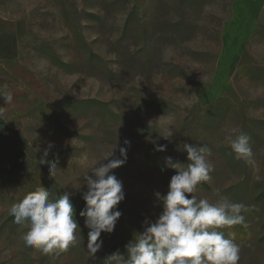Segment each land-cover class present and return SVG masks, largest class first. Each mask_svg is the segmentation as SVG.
<instances>
[{"label": "rangeland", "instance_id": "obj_1", "mask_svg": "<svg viewBox=\"0 0 264 264\" xmlns=\"http://www.w3.org/2000/svg\"><path fill=\"white\" fill-rule=\"evenodd\" d=\"M6 91L0 264H106L126 254L162 214L156 193L177 174L165 158L187 164L184 143L211 149L214 166L188 198L244 204V224L221 230L235 233L237 264H264V0H0V97ZM240 133L251 162L230 147ZM116 146L117 157L127 147L112 173L123 183L122 215L93 258L79 215L85 177ZM42 159L57 162L54 175ZM40 185L52 199L71 193L81 233L66 249L27 246V228L10 214Z\"/></svg>", "mask_w": 264, "mask_h": 264}, {"label": "clouds", "instance_id": "obj_2", "mask_svg": "<svg viewBox=\"0 0 264 264\" xmlns=\"http://www.w3.org/2000/svg\"><path fill=\"white\" fill-rule=\"evenodd\" d=\"M0 99L9 104L13 94L6 91ZM167 135L173 137L174 133L169 130ZM228 140L237 159L251 162L248 135L240 133ZM124 144L130 142L125 140ZM117 147L91 169L92 175L85 177L86 207L79 215L90 230L87 251L93 258L102 249L101 234L113 233L122 215L117 206L125 199L123 183L112 173L126 162L127 147H119V157L115 156ZM154 147L158 152L167 150L166 145L155 142ZM182 150L187 153V164L165 158V167L177 174L172 176L166 195L156 193L163 205L162 214L155 222H146L144 231L126 245V254L116 252L106 258V264H237L240 247L235 242V233L226 235L221 229L243 225L245 217L241 213L247 210L246 206L225 196L214 203L207 198L197 200L194 195L188 198L201 182L210 180L214 166L207 146L184 143ZM48 154L49 150H45L44 156ZM43 163L49 164L50 175H54L57 162L42 159ZM70 196L71 193L65 192L52 199L50 191L40 185L12 204L10 214L15 217L14 222L27 228L22 237L27 246L49 253L66 249L77 241V230L81 233V229Z\"/></svg>", "mask_w": 264, "mask_h": 264}, {"label": "crops", "instance_id": "obj_3", "mask_svg": "<svg viewBox=\"0 0 264 264\" xmlns=\"http://www.w3.org/2000/svg\"><path fill=\"white\" fill-rule=\"evenodd\" d=\"M4 120L2 119V117L0 116V125L3 124Z\"/></svg>", "mask_w": 264, "mask_h": 264}]
</instances>
